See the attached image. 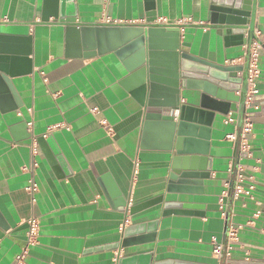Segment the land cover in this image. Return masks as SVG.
I'll return each mask as SVG.
<instances>
[{
	"label": "crops",
	"instance_id": "0c3cea01",
	"mask_svg": "<svg viewBox=\"0 0 264 264\" xmlns=\"http://www.w3.org/2000/svg\"><path fill=\"white\" fill-rule=\"evenodd\" d=\"M223 1L153 0L150 11L148 0H75L76 26L178 28L191 55L246 71L252 40L264 42V0H234L250 8V18L247 26L231 28L232 35L223 33L230 29L220 20L212 21V8ZM44 3L0 0V50L27 58L9 78L11 87L0 79V264H16L31 218L40 232L25 264H117L120 253L128 264L150 257L159 264H227L216 258V244L231 246V264H264V50L258 109L247 112L250 151L240 146L244 112L217 114L202 192L167 193L175 152L163 147L154 125L146 128L145 108L131 94L135 82L122 60L113 51L78 53L66 25L52 16L43 22ZM105 12L123 23L103 24ZM245 71L232 74L243 79V91ZM200 94L183 91L182 103L197 104ZM190 138L207 146L202 137ZM239 168L256 177L257 199L237 201L228 191L222 216L219 199ZM31 179L39 188L34 196L27 191ZM126 203L153 205L131 216L120 207ZM165 204L172 208L163 216ZM126 227L132 229L124 238ZM231 227L235 241L229 240Z\"/></svg>",
	"mask_w": 264,
	"mask_h": 264
},
{
	"label": "water",
	"instance_id": "95a60500",
	"mask_svg": "<svg viewBox=\"0 0 264 264\" xmlns=\"http://www.w3.org/2000/svg\"><path fill=\"white\" fill-rule=\"evenodd\" d=\"M148 1V8L154 10L153 0ZM216 4L218 7L212 8L215 12L212 21L216 24L220 20L227 25L230 30L225 29V35H232L231 28L248 25L250 8L240 7L234 0ZM50 16L66 25L67 39L78 53L103 54L113 51L122 60L135 82L131 94L145 108L146 128L154 125L155 133L163 138V147L175 152L167 193L202 192L201 184L209 179L211 172L208 168L210 131L217 114L226 116L232 111L243 112L247 87L243 91V79L232 74L245 69L216 66L191 55L181 44L178 28L76 26L78 12L75 0H45L43 22H47ZM150 17L148 23H154L155 15L151 14ZM241 38L242 35L238 39ZM26 59L0 50V79L7 86L11 87L9 78L18 73L20 65L25 66ZM183 91L200 92L198 103H182ZM236 93H240V96H236ZM202 132L207 135L198 136ZM189 137H202L207 146L199 148L197 144L200 142ZM39 144L44 149L45 139L41 138ZM192 144H196V147ZM154 203L157 204V201ZM159 203H163V199ZM152 205L132 207L126 203L120 207L133 216ZM171 208L170 204H165L163 216L170 214ZM131 229L125 228L124 238ZM149 240L152 241V238L149 237ZM129 261L122 257L118 264H128ZM145 264L159 263H154L150 257Z\"/></svg>",
	"mask_w": 264,
	"mask_h": 264
},
{
	"label": "built area",
	"instance_id": "2783aa9c",
	"mask_svg": "<svg viewBox=\"0 0 264 264\" xmlns=\"http://www.w3.org/2000/svg\"><path fill=\"white\" fill-rule=\"evenodd\" d=\"M101 22L107 26H116L121 25L123 22L119 20L111 19L108 16V13L105 12L102 15ZM167 23V21L159 20L158 24ZM257 35V34H255ZM249 51L246 54L247 62H246V85L247 92L245 94L244 102H243V112L244 116V125L241 133V151L249 152L250 151V138L253 136V124L250 119V115L247 113L250 109H258V107H254V97L259 93L257 87V80L260 76V70L258 66V59L260 55V51L264 50V42H261L260 39L254 38L249 46ZM233 121V120H232ZM31 126V123L29 124ZM234 142L237 141V136H231ZM36 166V164H34ZM233 170H230L232 173ZM258 182L256 177L252 174H248L245 169L239 168L235 173L234 183L226 184V191L222 194L219 199V210L222 216L226 215V195L228 191H231L235 200L237 201H256V191H257ZM38 184L34 179L29 181V185L27 187V191L34 196L38 192ZM260 213H257L255 216L258 217ZM28 232H27V247L16 257V264H25V261L28 257L29 247H32L37 244L39 232H40V224L36 218H31L28 221ZM229 240L235 241L237 240V230L236 228L231 227L229 231ZM214 254L216 258H226L227 264H231L232 257V248L229 245L224 248L222 245L216 244L214 248ZM122 257L120 253L117 255L116 263L118 264L119 259Z\"/></svg>",
	"mask_w": 264,
	"mask_h": 264
}]
</instances>
